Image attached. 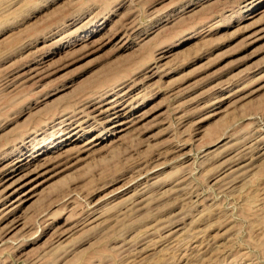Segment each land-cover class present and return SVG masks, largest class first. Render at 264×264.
<instances>
[{"label": "rangeland", "instance_id": "374dc122", "mask_svg": "<svg viewBox=\"0 0 264 264\" xmlns=\"http://www.w3.org/2000/svg\"><path fill=\"white\" fill-rule=\"evenodd\" d=\"M0 264H264V0H0Z\"/></svg>", "mask_w": 264, "mask_h": 264}, {"label": "bare ground", "instance_id": "6f19581e", "mask_svg": "<svg viewBox=\"0 0 264 264\" xmlns=\"http://www.w3.org/2000/svg\"><path fill=\"white\" fill-rule=\"evenodd\" d=\"M41 69V68H40ZM91 105V104H90ZM118 105V102H116V100L114 99L113 101H112V105L109 107V108H107L105 111H107V110H115V116H114V118L112 117L111 118V121H113V125L111 126L112 127V129L113 130H117V128H118V126H120L121 125V123H123V122H118L117 121V117L121 114V108L119 107V106H117ZM89 106V105H88ZM104 110V109H103ZM11 164H12V167L15 169V170H19L20 168H22V166L25 164V163H22L20 160H13L12 162H11ZM6 194V193H5ZM5 194H4V197L3 198H5V197H7V196H5Z\"/></svg>", "mask_w": 264, "mask_h": 264}]
</instances>
